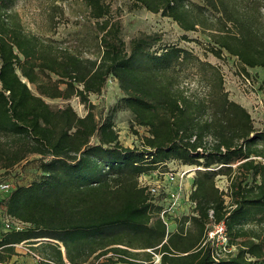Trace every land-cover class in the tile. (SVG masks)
<instances>
[{"label":"trees","instance_id":"trees-1","mask_svg":"<svg viewBox=\"0 0 264 264\" xmlns=\"http://www.w3.org/2000/svg\"><path fill=\"white\" fill-rule=\"evenodd\" d=\"M17 1L0 0V172L20 166L25 175L34 166L38 177L2 193L6 216L24 228L1 233L0 264L22 243L36 245L38 264H264V130L229 98L221 68L158 33L126 44L113 0H79L99 50L84 57L48 35L65 19L67 0L47 3L46 35L25 30ZM128 1V11L207 37L206 54L264 72V0ZM110 78L122 94L113 112L128 111L145 130L139 147L122 145L111 116L89 98ZM72 98L83 116L46 102ZM170 162L197 168L191 212L166 215L176 222L171 232L138 183ZM219 223L234 251L215 261L207 235Z\"/></svg>","mask_w":264,"mask_h":264},{"label":"rangeland","instance_id":"rangeland-1","mask_svg":"<svg viewBox=\"0 0 264 264\" xmlns=\"http://www.w3.org/2000/svg\"><path fill=\"white\" fill-rule=\"evenodd\" d=\"M49 0H18L15 8L19 12L24 28L28 32H36L46 35L47 23L44 8ZM128 0H113V11L119 8V14L114 16L121 24V36L126 44L133 37L140 33H158L161 35L163 44H178L179 46L191 50L194 54L203 60H207L218 65L224 76V87L229 94V98L247 109L253 120L254 127L258 130H264V72L261 69H247V74L243 73L238 65L236 58L224 53L222 59H216L210 54L204 52L205 45L209 42L208 38L199 32H190L184 34L178 26L170 19L163 18L159 14L154 15L144 10L128 11ZM64 8L65 19H63L53 33H49L53 39L61 41L63 45L69 47L84 57L94 58L99 54L96 44L97 29L94 21L87 18L86 9L79 0H67L60 2ZM186 35L190 42L181 39ZM33 90V89H32ZM122 94L115 83H108L101 95H90L91 102L96 107V112L103 109L104 116L110 115L114 121L115 129L119 134V141L127 147L140 146L141 135L145 130L132 126V116L128 111L120 110L113 112ZM46 102L53 109H61L70 105L79 116L85 114V109L77 98L70 100L46 99ZM137 133V134H136ZM30 161H35L34 156H29ZM197 168L194 166H183L178 162H170L166 167L154 171L152 174L162 172H174L176 174L186 173L181 179L179 175L173 184L162 186L160 184V193L156 196L155 203L162 210L170 211L171 219L181 217L191 212V205L187 202V194L190 193L192 180ZM20 172V166L13 168L10 172L2 174L0 180H7L16 186L30 184L38 177V172L33 166L30 171ZM151 175V174H150ZM25 176V177H23ZM153 175L151 180H155ZM191 184V185H190ZM216 185L219 189L226 190L228 183L225 177H218ZM3 194L0 192V202ZM184 201V202H181ZM228 200V199H227ZM183 210L185 212H183ZM19 223L6 216L5 210L0 205V237L6 224L16 225ZM168 231L176 229L174 220L167 222ZM25 243L16 245L18 252L7 264H38L39 260L33 257L28 251H33L32 247ZM155 263H158V257H154Z\"/></svg>","mask_w":264,"mask_h":264},{"label":"built area","instance_id":"built-area-1","mask_svg":"<svg viewBox=\"0 0 264 264\" xmlns=\"http://www.w3.org/2000/svg\"><path fill=\"white\" fill-rule=\"evenodd\" d=\"M186 173L176 174L174 172H162L156 173L151 175H141L138 178L139 186L145 188L150 198L155 199L157 195L160 193V184L162 186H168L173 184V182L177 179L178 175L179 178H183ZM153 175H155V180H151ZM14 189V185L7 180H0V192L3 194H8ZM170 211L162 210L160 216L166 222V215H170ZM24 225L22 223H17L16 225L13 224H6L4 231H11V230H22ZM207 241L212 246L213 250V257L215 261H218L220 258L226 257L229 253L234 251L233 247H230L227 243V236L225 231V226L223 223H219L213 225L208 232ZM33 257L37 260H40L39 256L32 251H28Z\"/></svg>","mask_w":264,"mask_h":264},{"label":"crops","instance_id":"crops-1","mask_svg":"<svg viewBox=\"0 0 264 264\" xmlns=\"http://www.w3.org/2000/svg\"><path fill=\"white\" fill-rule=\"evenodd\" d=\"M115 83V86H117V81L115 80V79H113V78H110L109 80H108V83ZM191 185V184H190ZM187 195H189V194H187ZM184 200H186L187 202H189L188 201V197H186V199H184ZM181 202H184V201H182L181 200ZM190 203V202H189ZM190 205H191V209H192V204L190 203ZM183 212H185L184 210H183ZM16 252H18V250L16 249ZM15 257V256H14ZM16 257H20L21 258V256H16Z\"/></svg>","mask_w":264,"mask_h":264}]
</instances>
